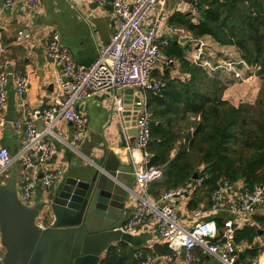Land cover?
Here are the masks:
<instances>
[{"label":"crops","instance_id":"crops-1","mask_svg":"<svg viewBox=\"0 0 264 264\" xmlns=\"http://www.w3.org/2000/svg\"><path fill=\"white\" fill-rule=\"evenodd\" d=\"M133 3L135 0H123ZM194 0H167L165 3H158L150 12L147 19L142 23L143 28L155 26L159 37H167L171 28L176 26V22L171 21L175 14L182 15L191 21H195L189 11V4ZM180 28V26H176ZM117 28L112 8L109 5L99 7L94 0H41L39 7L31 10L18 0L14 6H4V0H0V72L8 75L9 82L6 86L7 100L0 111V147L8 150L14 157L21 150L23 137L22 123L30 120L36 111H46L55 108L58 103L64 101L63 90L64 78L62 77L59 66L44 53V45L50 39L52 33H57L59 42L67 47L72 55L74 63L88 66L98 57L99 51L107 45L110 37ZM179 43L184 49L183 56L193 62L196 58L198 49L201 50L199 64L208 63L210 66L217 67L218 62L233 61L236 63L235 70L240 73L246 82H240L227 75L221 70H210V67H203L206 72L218 78L224 85L225 90L222 99L232 102L239 98L255 99L258 88L254 87L257 81V71H251L250 65L246 64L234 46H219L211 38L203 37ZM164 49V48H163ZM161 51V61L155 65L151 72L153 79L160 80V76L170 66L169 74L171 77H180L177 63L168 59ZM242 62V63H240ZM249 67V69H247ZM252 68H255L254 66ZM15 73H21L27 78V91L23 97H18L15 92L11 77ZM253 84V89H251ZM135 92L133 93V96ZM113 92L105 91L83 99L75 110L86 116L87 125L77 140L73 136L74 127L71 123L61 120L55 121L50 130L53 136L49 140L53 144L54 154L52 159L45 165L47 170H62L61 180L50 188H38L35 191L32 201L28 207L41 208V213L37 216L36 222L48 226L51 223L50 217L45 212L43 205L48 196L55 191L67 178H80L83 174H90L97 167L101 160H105L108 153L113 154V161L122 166L131 167L126 148L119 146L120 137L118 136L119 126H123L125 120L133 123V116L129 111L128 116L121 117L117 114L113 100ZM126 102V98L124 100ZM37 132L45 129L41 120H34ZM123 128V127H122ZM123 137L128 141L123 128ZM20 161L16 160L7 172L4 184L10 176V171L20 172ZM132 172V168H131ZM33 174V171L30 172ZM39 177V173L36 174ZM121 176V175H120ZM127 177V176H126ZM131 190L128 202L125 205L124 213L128 219L135 209V194L139 189L134 179L133 173L130 175ZM189 183L185 186L181 196L170 199L169 204L174 208L179 216V223L185 229H190L200 221H213L215 223L214 237L222 232L224 222L232 220L238 225L237 230L243 226L252 227L258 233L249 245L246 242L236 243L237 254L245 250L255 248L256 254L250 259L239 260L240 264H248L264 254V210L257 211L247 220L241 221L238 216L229 212L226 207L220 210L211 209L212 200L201 202L198 208L189 210L188 203L193 197L194 190H189ZM17 186V185H16ZM228 203L234 202L233 192L225 193ZM200 213L199 217L193 215L194 212ZM48 221V223H46ZM220 222V228L217 226ZM147 242L141 246H131V259L135 261L142 259L145 255L156 257L154 264H185L183 255H156L154 254L155 245L163 246L157 236L156 226L151 220H147L138 230L137 235ZM214 241V239H212ZM193 254L200 256L199 264H214L211 256L201 249H195ZM104 256V254H102ZM171 258V259H170ZM1 261V260H0Z\"/></svg>","mask_w":264,"mask_h":264},{"label":"built area","instance_id":"built-area-1","mask_svg":"<svg viewBox=\"0 0 264 264\" xmlns=\"http://www.w3.org/2000/svg\"><path fill=\"white\" fill-rule=\"evenodd\" d=\"M16 1L4 0V6L12 7ZM18 1L31 10L37 9L41 3V0ZM165 1L167 0H135L133 3H127L123 0H94L99 7L111 5L117 28L107 45L99 51L97 59L88 66L74 63L70 50L60 44L57 33H52L44 45V53L61 70L64 78V101L58 103L55 108L34 112L30 120L22 123L24 129L21 150L14 157L6 148L0 147V184L3 183L2 179L11 165L19 160L21 169L17 174V194L22 204L28 207L38 188H50L61 180L62 170L51 171L45 168L54 154L53 144L49 140V136H53L50 126L57 120L71 123L74 127L73 136L78 140L87 125V118L75 110L74 101L112 91V100L118 115L122 117L126 111H136L133 118L135 141L128 148V156L139 191L135 194L133 214L119 230L136 236L139 228L147 220H151L156 226L159 241L166 245L172 254H182L185 264L201 262L200 256L192 253L195 249H201L218 264H240L234 242L238 225L232 220L224 222L222 232L216 238V226L213 221L203 220L190 229H185L179 223L178 214L169 204L170 199L181 196L185 187L165 191L158 199L151 197L147 192L149 185L160 177L161 170L151 165V153L148 151L151 141L150 115L146 108L145 95L147 92L158 93L164 88V82L151 77L153 68L161 61L162 49L177 41L178 37L186 35L184 29L173 27L171 33L162 38L157 35L155 26L142 27L152 9ZM189 11L193 17L198 18L197 0L189 4ZM198 52L192 63L209 68L208 63H198L202 54L200 49ZM235 65V62L228 61L224 63V68L233 78L239 80L241 75L235 70ZM11 81L18 97H23L27 91L26 76L15 73ZM8 82V75L0 72V111L7 100ZM126 89H132L139 97V102L125 104L123 91ZM34 120L42 121L45 126L42 132H37ZM31 171L33 174H30ZM38 173L40 177L36 175ZM201 183L202 178H196L189 190H195ZM227 192H233L234 202H227ZM211 200V209L218 211L226 207L241 221H247L257 209L264 210V188L260 185L247 188L240 184L233 187L228 181H221L218 189L212 193ZM193 215L199 217L200 213L196 211ZM37 224L41 228L45 227L43 223ZM1 251L4 253L0 242V253ZM155 261L156 257L146 255L137 264H154ZM251 264H264V254Z\"/></svg>","mask_w":264,"mask_h":264},{"label":"trees","instance_id":"trees-1","mask_svg":"<svg viewBox=\"0 0 264 264\" xmlns=\"http://www.w3.org/2000/svg\"><path fill=\"white\" fill-rule=\"evenodd\" d=\"M197 11L195 21L178 14L171 21L193 39L209 37L219 46H234L246 64L259 68L261 84L252 104L234 106L222 99L226 87L218 78L184 58L178 40L163 49L177 63L180 77H171L169 66L160 76L164 88L145 95L148 151L151 165L161 170L147 192L158 199L165 191L192 183L196 173L202 183L194 190L189 210L209 202L221 181L264 188V0H197ZM257 233L243 226L235 231L234 242L250 245ZM130 249L124 243L112 246L99 264H134ZM154 250L156 255L171 253L166 245H155ZM243 254L251 260L256 249Z\"/></svg>","mask_w":264,"mask_h":264},{"label":"water","instance_id":"water-1","mask_svg":"<svg viewBox=\"0 0 264 264\" xmlns=\"http://www.w3.org/2000/svg\"><path fill=\"white\" fill-rule=\"evenodd\" d=\"M189 40L188 36L182 37L179 43ZM123 93L125 104L139 102L132 89ZM80 102L74 101V107L77 108ZM127 114L123 113L122 117ZM135 115L136 111H133L131 116L134 118ZM122 127L128 137L127 142ZM135 135L133 123L125 120L118 129L119 146H131ZM112 161L110 152L92 173L77 179L67 177L48 196L44 207L52 221L43 228L36 222L39 207H27L18 198L17 173L11 170L7 181L0 185V242L4 249L0 263L99 264L102 254L112 246L124 243L138 247L145 244L146 239L119 230L127 220L124 209L131 195L132 172L131 167ZM196 178L195 173L192 180ZM238 258L244 260L243 254L238 253Z\"/></svg>","mask_w":264,"mask_h":264},{"label":"rangeland","instance_id":"rangeland-1","mask_svg":"<svg viewBox=\"0 0 264 264\" xmlns=\"http://www.w3.org/2000/svg\"><path fill=\"white\" fill-rule=\"evenodd\" d=\"M224 63L225 62H218L217 64H216V66H217V68H215L214 66H210V70H212V71H216L217 69H219V70H221L222 72H224V73H226L227 75H230L229 73H227L226 71H225V68H224ZM156 65H158V64H156ZM220 66V67H219ZM253 66H251L250 68V70L251 71H253V70H258L259 68L258 67H255V68H252ZM247 69H249V67L247 68ZM257 81H256V83L254 84V87H257L258 88V91H259V87H260V84H261V78L257 75ZM247 79V78H246ZM246 79H244V78H242V76H241V79H236V80H238V81H240V82H246ZM251 89H253V84H251V87H250ZM258 91H257V94H258ZM257 94H256V96H257ZM256 96H255V98H256ZM255 100V99H254ZM254 100L253 99H250V101H249V99H247V98H239L237 101H235V102H232L233 104H235V105H238V104H252L253 102H254ZM6 176H7V173L5 174V176L3 177V179H2V181L4 182L5 181V179H6ZM41 208H39V210H40ZM46 223H48V221L46 222ZM158 239V238H157ZM2 256H3V252L1 251V253H0V260L2 259ZM212 261L214 262V264H218V262L215 260V259H212Z\"/></svg>","mask_w":264,"mask_h":264}]
</instances>
